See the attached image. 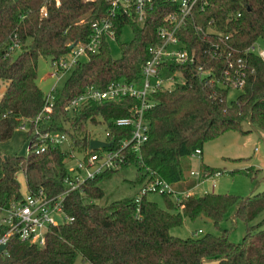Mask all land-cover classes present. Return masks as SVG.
I'll list each match as a JSON object with an SVG mask.
<instances>
[{
  "label": "trees",
  "instance_id": "trees-1",
  "mask_svg": "<svg viewBox=\"0 0 264 264\" xmlns=\"http://www.w3.org/2000/svg\"><path fill=\"white\" fill-rule=\"evenodd\" d=\"M42 9L46 15H42ZM109 0H0V80L4 89L0 96V142L9 140L19 126L29 123L26 141L34 129L39 133L64 132L70 149H90L92 133L86 125L104 124L105 139L120 142L131 137L130 126H119L116 119L131 116L136 100L123 97L91 102L66 110L68 101L88 86L101 89L123 80L140 79L142 67L151 56L150 49L160 44L158 29L168 26L166 17L178 10L172 0H153L141 21L136 15L118 11L113 18L114 39L119 41L122 28L129 25L132 38L119 42L120 57L113 58L109 39L101 40L98 50L78 60L60 90L48 96L38 86L37 69L40 56L59 63L74 44H85L92 33V24L107 17ZM179 37L196 57L209 48L208 39L197 33L194 25L213 28L223 37L226 46L240 54L246 62L245 84L237 97L228 102V89L222 85L224 60L214 63V82H206L196 74L195 64L169 63L166 73L181 72L183 83L159 89L153 94V105L145 112L149 123L148 139L139 157L128 148L122 150L124 161L115 169L106 170L70 191L63 200V210L71 222L51 227L43 246L20 241L12 236L0 252V264H74L81 257L88 264H264V190L250 197L228 193L206 192L174 200L161 194L164 206L141 194L152 179L169 182L176 191L195 186V179L186 180L190 155L202 151L204 145L228 130L248 133L243 123L264 129V61L245 50L258 39H264V0H208L203 11L195 9ZM18 51V52H17ZM234 58V57H233ZM253 70V72H251ZM40 117L35 124L33 120ZM100 118V121H98ZM32 138L27 154H12L0 148V203L21 201L26 192L42 191L55 197L66 189L69 176L65 159L68 149L52 147L34 152ZM135 166L133 184L140 185L137 195L112 200L104 198L99 183L114 173ZM219 169L202 166V173L213 175ZM233 172H236L234 170ZM250 172V171H249ZM18 174L25 182L20 190ZM245 223V234L239 243L230 242L227 230L221 235L204 234L179 238L170 229L183 224L185 218H209L217 228L228 210ZM5 232L0 229V235Z\"/></svg>",
  "mask_w": 264,
  "mask_h": 264
},
{
  "label": "built area",
  "instance_id": "built-area-1",
  "mask_svg": "<svg viewBox=\"0 0 264 264\" xmlns=\"http://www.w3.org/2000/svg\"><path fill=\"white\" fill-rule=\"evenodd\" d=\"M58 1V0H56ZM153 0H109L110 10L108 16L96 21L92 24V33L89 41L85 44H74L65 57L59 63H54L58 70L67 71L72 68L81 57L86 58L89 53H94L98 50L101 40L103 38H114L113 18L118 11L131 14L133 12L137 19L141 21L146 13L147 8L151 5ZM178 3V10L169 13L166 17L168 26L158 29L160 44L150 49L151 56L146 60L142 67L141 77L134 82H126L123 80L115 81L109 84L106 88H99L91 85L85 90L72 97L67 105L66 110L69 112L82 107L91 102L111 101L123 97H131L136 100V104L132 109L131 116L118 118L115 123L119 126H130L132 128L131 137L129 139L121 140L120 142L108 141L107 146L100 147L96 151L90 149L82 150V156L76 159L74 171L69 169V176L64 180L66 189L55 197H47L42 191L37 193L24 194L21 201L12 202L9 205L0 203V229L5 232L0 235V245H7L8 240L14 236L20 241H27L31 244L43 246L45 243L46 234L51 227L58 226L65 222H71L74 218L65 214L63 210V200L66 195L79 188L88 179L94 178L96 175L109 170L115 169L120 163L124 161V154L122 150L128 148L138 157L140 155L142 145L148 139L149 123L145 119V112L153 105V94L159 89L170 88L178 83H183L181 72L166 73L165 68L169 63H190L195 64L196 74L205 79L206 82H214L212 78L215 73L214 63L224 60L221 77H223L222 85L224 87H236L241 89L245 84L246 79V62L244 58L238 54L234 56V50L230 46H226L227 36L223 37L213 28L203 29L200 25H194L197 33H202L208 39V46L203 52L202 57H196L195 49H190L181 41L179 37L180 31L186 27L189 18L194 14L195 9L203 11L208 5V0H172ZM42 15H46L42 9ZM245 54L251 53L257 55L264 61V48L257 50L255 43L249 46ZM234 57V58H233ZM253 72V70H251ZM140 87L137 88V84ZM169 83V84H168ZM49 105L45 107L47 112L51 111L52 96ZM40 117L33 120L36 124ZM100 121V120H98ZM19 129L25 133L29 132V123L24 121ZM108 132L105 131V135ZM44 140L52 147L61 146L64 141H67L68 155L75 158L74 152L70 149L69 136L64 132L39 133L34 129L32 135L27 140L25 152H29L31 147V140ZM92 140V139H91ZM38 144L34 152L39 154L46 150V143ZM90 147V144H89ZM201 155V150L197 149L190 157ZM189 177L202 178L208 173H203L191 169L188 173ZM158 193L171 194L174 200L180 197L191 195L189 191L179 192L164 179L152 178L141 190V194ZM140 196H137L135 202L138 203ZM200 232V231H199Z\"/></svg>",
  "mask_w": 264,
  "mask_h": 264
},
{
  "label": "rangeland",
  "instance_id": "rangeland-1",
  "mask_svg": "<svg viewBox=\"0 0 264 264\" xmlns=\"http://www.w3.org/2000/svg\"><path fill=\"white\" fill-rule=\"evenodd\" d=\"M132 38V30L129 25L122 28L119 41L109 38V48L113 58L120 57L119 42H129ZM257 50L264 48V39H258L255 42ZM18 52V51H17ZM83 60L84 57H81ZM72 68L67 71H59L56 76H52L57 71V67L51 62L49 57L40 56L38 58V69L36 82L44 93L49 95L52 90H60L65 80L70 75ZM169 84V83H168ZM140 83L136 86L140 87ZM173 87V86H171ZM170 87V88H171ZM4 89V82L0 80V96ZM241 92V89L230 87L228 89L227 101L234 100ZM50 98L48 97V101ZM100 120V118H98ZM87 129L92 133V140H104L105 129L101 122L88 123ZM243 129H250L248 133H240L235 130H228L220 135L217 139L207 142L203 147V162L201 156L190 157V168L195 171L202 172L201 163L210 165L214 169H219L222 173L218 175V171L214 173L212 178L203 179L193 178L196 181L195 186L189 188L191 194H204L206 192L228 193L239 197H250L264 190V129L252 128L247 123H243ZM27 141L26 133L21 129H17L13 136L4 142H0V148L12 154L25 155ZM62 149L67 148V141L61 144ZM75 158L66 157L65 162L68 169L73 172L76 159L82 156V152L75 150ZM236 170V172H233ZM190 171V170H189ZM250 171V172H249ZM209 175V174H208ZM136 177L135 166L123 168L114 173L110 178L102 180L99 185L105 192L103 199L95 201L101 205L108 204L112 200L129 197L133 195L139 196L140 185L133 184ZM20 190L25 193V182L22 174H18ZM147 198L157 202L161 207L164 206L161 194L147 193ZM234 207L230 208L225 218L217 228L214 223L205 216H199L195 220L185 218L180 226L170 229V234L179 238H188L196 235L214 234L221 235L222 229L227 230V238L230 242H241L245 234V223L233 217ZM262 214L257 221L263 219ZM264 226V225H263ZM200 231V232H199ZM74 264H88L79 256Z\"/></svg>",
  "mask_w": 264,
  "mask_h": 264
},
{
  "label": "water",
  "instance_id": "water-1",
  "mask_svg": "<svg viewBox=\"0 0 264 264\" xmlns=\"http://www.w3.org/2000/svg\"><path fill=\"white\" fill-rule=\"evenodd\" d=\"M108 145V143H106V142H103V141H100V140H91L90 141V148L91 149H98V148H100V147H104V146H107ZM5 245H0V252L1 251H3L4 249H5Z\"/></svg>",
  "mask_w": 264,
  "mask_h": 264
},
{
  "label": "crops",
  "instance_id": "crops-1",
  "mask_svg": "<svg viewBox=\"0 0 264 264\" xmlns=\"http://www.w3.org/2000/svg\"><path fill=\"white\" fill-rule=\"evenodd\" d=\"M217 139V138H216ZM201 155H203V150L201 151ZM200 155V156H201ZM201 161L203 162V158H202V156H201ZM201 165L203 166V165H207V164H204V163H201ZM208 167H211L210 165H207ZM192 168H190L189 170H191ZM189 170H188V172H189ZM188 172H186V176H187V173ZM222 172L221 171H218V175H220ZM217 174V173H216ZM215 175V174H214ZM188 177H189V175H188ZM212 177H214V176H212V175H205V177L203 178V179H208V178H212ZM190 179H193V178H187L186 180H190ZM136 196V195H135ZM213 262H211V261H204L202 264H212Z\"/></svg>",
  "mask_w": 264,
  "mask_h": 264
}]
</instances>
